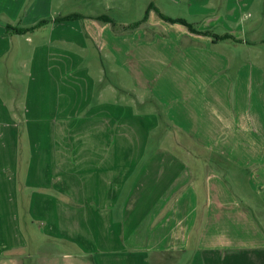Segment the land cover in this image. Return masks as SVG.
Listing matches in <instances>:
<instances>
[{
    "label": "crops",
    "instance_id": "1",
    "mask_svg": "<svg viewBox=\"0 0 264 264\" xmlns=\"http://www.w3.org/2000/svg\"><path fill=\"white\" fill-rule=\"evenodd\" d=\"M23 37L22 101L0 83V264H24L19 168L50 243L31 264H264V0H0V60Z\"/></svg>",
    "mask_w": 264,
    "mask_h": 264
},
{
    "label": "rangeland",
    "instance_id": "2",
    "mask_svg": "<svg viewBox=\"0 0 264 264\" xmlns=\"http://www.w3.org/2000/svg\"><path fill=\"white\" fill-rule=\"evenodd\" d=\"M165 3L168 6H163V8L168 11L167 14H170L173 17H177V16H182L184 15L183 9H179L178 7H175L171 4H169L168 2L165 1ZM161 4V3H160ZM163 4V2H162ZM144 11H141L140 13H127L124 16V20H126L127 22H132V20H139L138 18H141L143 15ZM109 16L117 18V13L114 11H110L108 12ZM32 37V36H30ZM33 38V37H32ZM30 45V47H29ZM31 45H33V43L29 44L25 41V37L21 38L20 42L17 41L16 39L11 40L9 46H8V58H3L2 60V64H4L5 66V61H7L10 64H7V68H13L11 65L15 59V55H16V49L18 47L24 49L25 51V56L26 57H30V50H31ZM29 47V48H28ZM90 50L94 51L92 49V47L90 46ZM94 53V52H93ZM12 62V63H11ZM1 63V62H0ZM18 72L20 70V74L15 75V69H11L8 71V73L12 76V77H7V75H2V81H0L1 86H10V87H20V95H19V101L21 102L23 99V93H24V88H26V85L28 83V78L26 76V74L29 72V65L27 64V61H23L22 63H20V69H17ZM14 72V73H12ZM2 73V72H0ZM7 73V72H6ZM121 77V76H120ZM107 80H113V78L110 76L107 77ZM122 80H124V82L122 81L123 85H127L128 86V82L127 80L124 78V76H122ZM122 94L121 96L123 97L124 94ZM138 94H140V92L138 91ZM147 98V101H152V96L150 93H143ZM141 95V94H140ZM147 107L154 109V107H150V103L147 102ZM161 127V131L164 130V125L160 126ZM180 144L182 143V141H179ZM184 145L187 146V143L184 142ZM181 148V146L179 147ZM20 160L23 162V158L20 157L19 158V162ZM35 191L34 188L31 187H27L25 186V182L24 179L22 177V174L20 176V168H19V180H17L16 182V188H15V197L19 200V209H20V215H19V219H20V241L22 239V241H24L25 243V247L19 251L18 255L21 256L20 258H22L24 264H31L34 261V257L38 256L37 254H39V250H38V246H44L49 243V240L47 237H45L41 231L39 230V227L37 225H35L36 229L31 228V226L29 225V222H32V220L29 218L28 216V208H29V203L31 201V197H32V193ZM43 249V248H42Z\"/></svg>",
    "mask_w": 264,
    "mask_h": 264
},
{
    "label": "trees",
    "instance_id": "3",
    "mask_svg": "<svg viewBox=\"0 0 264 264\" xmlns=\"http://www.w3.org/2000/svg\"><path fill=\"white\" fill-rule=\"evenodd\" d=\"M76 18H79V17H76V16H69V17H65V18H61L60 20L64 21V20H71V19H76ZM145 19V18H144ZM59 20V19H58ZM173 22V21H172ZM174 22H179L180 21H174ZM47 21H40L39 23H37L36 25L32 26V27H29V28H19V27H12V26H5V29L6 31L9 33V34H13V35H23V34H26L28 32H32L34 29L36 28H39L40 26L46 24ZM140 23H136L132 26H138Z\"/></svg>",
    "mask_w": 264,
    "mask_h": 264
}]
</instances>
